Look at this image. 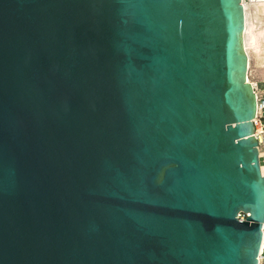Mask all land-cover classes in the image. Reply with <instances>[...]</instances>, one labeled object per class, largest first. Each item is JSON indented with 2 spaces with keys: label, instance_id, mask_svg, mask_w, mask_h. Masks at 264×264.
Masks as SVG:
<instances>
[{
  "label": "water",
  "instance_id": "95a60500",
  "mask_svg": "<svg viewBox=\"0 0 264 264\" xmlns=\"http://www.w3.org/2000/svg\"><path fill=\"white\" fill-rule=\"evenodd\" d=\"M245 18L242 0H0V264H258Z\"/></svg>",
  "mask_w": 264,
  "mask_h": 264
},
{
  "label": "bare ground",
  "instance_id": "6f19581e",
  "mask_svg": "<svg viewBox=\"0 0 264 264\" xmlns=\"http://www.w3.org/2000/svg\"><path fill=\"white\" fill-rule=\"evenodd\" d=\"M244 7L246 17L243 34L244 47L249 60H251L254 52L264 55V3L244 4ZM248 80L252 81L249 73ZM262 172L264 173V167L262 168Z\"/></svg>",
  "mask_w": 264,
  "mask_h": 264
},
{
  "label": "built area",
  "instance_id": "2783aa9c",
  "mask_svg": "<svg viewBox=\"0 0 264 264\" xmlns=\"http://www.w3.org/2000/svg\"><path fill=\"white\" fill-rule=\"evenodd\" d=\"M243 4H261L264 0H242ZM257 95V114L253 119L254 124V136L258 141L259 159L261 169L264 167V89L261 88L259 82H250ZM263 173V172H262ZM264 174V173H263ZM241 219L245 218V215H239ZM264 232V229H263ZM258 264H264V233L261 245V250L259 254Z\"/></svg>",
  "mask_w": 264,
  "mask_h": 264
},
{
  "label": "rangeland",
  "instance_id": "374dc122",
  "mask_svg": "<svg viewBox=\"0 0 264 264\" xmlns=\"http://www.w3.org/2000/svg\"><path fill=\"white\" fill-rule=\"evenodd\" d=\"M254 53L250 60L249 75L252 81L259 82L261 88L264 89V55Z\"/></svg>",
  "mask_w": 264,
  "mask_h": 264
}]
</instances>
